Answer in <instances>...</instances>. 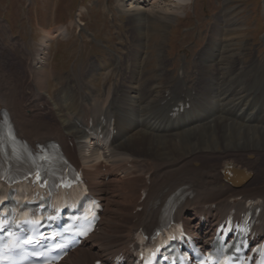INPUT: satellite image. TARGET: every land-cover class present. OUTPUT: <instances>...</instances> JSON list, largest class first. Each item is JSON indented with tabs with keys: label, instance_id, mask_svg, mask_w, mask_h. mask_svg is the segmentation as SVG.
<instances>
[{
	"label": "bare ground",
	"instance_id": "obj_1",
	"mask_svg": "<svg viewBox=\"0 0 264 264\" xmlns=\"http://www.w3.org/2000/svg\"><path fill=\"white\" fill-rule=\"evenodd\" d=\"M189 1L178 0L171 6L162 0H116V4L129 15L141 47L147 40L142 33L147 21L154 18L167 26ZM155 3V8L147 9ZM231 24L224 18L217 20L211 44L201 57L203 65H210L217 49L220 64H232L234 54L227 55L231 41L221 40L231 32ZM58 31L56 35L46 32L45 48L58 35L66 37V29ZM45 48L38 58H46ZM40 66H29L28 71ZM133 68L137 72V65ZM21 79L18 83L0 66V118L8 111L18 137L34 149L59 142L64 154L84 171L91 194L104 206L98 229L58 264L96 260L131 264L138 248L134 234L141 229L151 232L169 201L182 196L175 219L202 247L211 242L218 223L233 212L245 214L249 201L260 209L254 238L264 234V101L247 106L250 92L243 95L244 86L237 85L232 93L222 92L219 86L210 91L216 86L213 81H206L207 89L196 83L190 86L180 74L164 82L156 80V86L130 81L97 105L92 103L93 95L85 93L58 110L45 91L36 89L33 98L27 99L24 81L27 84L28 77ZM91 134L106 143L108 151L94 141L88 153ZM227 164L233 167L231 173L245 174L239 186L223 175Z\"/></svg>",
	"mask_w": 264,
	"mask_h": 264
},
{
	"label": "rangeland",
	"instance_id": "obj_2",
	"mask_svg": "<svg viewBox=\"0 0 264 264\" xmlns=\"http://www.w3.org/2000/svg\"><path fill=\"white\" fill-rule=\"evenodd\" d=\"M162 1L171 6L178 0ZM117 6L116 0H0V66L18 83L23 82L22 75L28 77L27 99L36 89L45 91L58 110L85 93L92 94L97 105L130 81L156 86V80L180 74L190 86L196 83L207 89L213 81L216 86L210 91L219 86L232 93L237 85L244 86L243 95L249 91L251 100L238 101L247 106L264 101V0H191L167 26L154 18L147 21L142 29L147 40L141 47L129 15ZM220 18L232 21L231 32L221 39L231 41L227 55L234 54L232 64H220L217 49L210 65H203V51ZM59 28L66 29V37L58 35L45 48L46 32L56 35ZM40 48L48 52L46 64L30 72ZM132 65H137V72ZM88 144L90 153L92 143ZM99 144L108 151L106 143Z\"/></svg>",
	"mask_w": 264,
	"mask_h": 264
}]
</instances>
